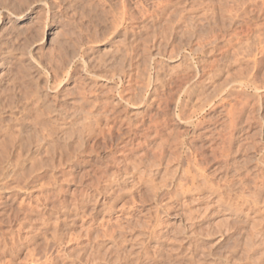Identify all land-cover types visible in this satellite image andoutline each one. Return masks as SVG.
<instances>
[{
    "label": "rangeland",
    "instance_id": "1",
    "mask_svg": "<svg viewBox=\"0 0 264 264\" xmlns=\"http://www.w3.org/2000/svg\"><path fill=\"white\" fill-rule=\"evenodd\" d=\"M4 50L0 264H264V0H0Z\"/></svg>",
    "mask_w": 264,
    "mask_h": 264
},
{
    "label": "bare ground",
    "instance_id": "2",
    "mask_svg": "<svg viewBox=\"0 0 264 264\" xmlns=\"http://www.w3.org/2000/svg\"><path fill=\"white\" fill-rule=\"evenodd\" d=\"M6 50V49H5ZM5 50L4 51H0V52H2L3 54H5ZM7 50H9V49H7ZM6 50V51H7ZM8 53V52H7ZM6 53V54H7ZM10 54V53H9ZM5 57V56H4ZM5 60V59H4ZM5 63H6V61H3L2 63H0V66H2V65H5ZM5 67V66H4ZM1 76V75H0ZM1 78V77H0ZM3 78V77H2ZM56 135V134H55ZM71 135L72 134H70V133H68V137L69 138H71ZM64 138V137H63ZM55 139V138H54ZM82 143H84L83 141H82ZM83 145V144H82ZM25 146V147H24ZM22 148H26L25 150H22V152H20L17 156H25V155H27V154H31V153H33V150L31 151V148H29V145L27 146V145H24ZM35 151V150H34ZM16 154V153H15ZM14 156V155H13ZM16 156V155H15ZM236 178V177H235ZM238 181V180H237ZM240 182V181H239ZM22 186V185H21ZM263 192V191H262ZM252 195V194H251ZM254 196V195H253ZM253 196H251V197H253ZM256 197V196H255ZM254 199V198H253ZM264 199V198H263ZM246 201V200H245ZM247 202V201H246ZM255 203V202H254ZM248 205V204H247ZM261 206V205H260ZM253 207V206H252ZM260 210V209H259ZM254 212V211H253ZM260 212V211H259ZM64 229V228H63ZM58 230V229H57ZM250 231H251V229H250ZM43 234V233H42ZM254 234V233H253ZM249 235V234H248ZM255 235V234H254ZM52 239L53 240H56L57 239V237H52ZM251 239V238H250ZM17 241V240H16ZM55 243H56V241H55ZM12 244H13V246L12 247H7L6 249H5V252H10L11 254H14V256H15V253L17 254L18 252H20L21 251V249L23 248H21V245H19L18 244V242H17V244L15 243V241H14V243L12 242ZM2 245V244H1ZM4 251V250H3ZM31 253V252H30ZM254 253V252H253ZM7 254V253H6ZM10 254V255H11ZM18 255V254H17ZM13 256V255H12ZM33 257H35V256H33Z\"/></svg>",
    "mask_w": 264,
    "mask_h": 264
}]
</instances>
